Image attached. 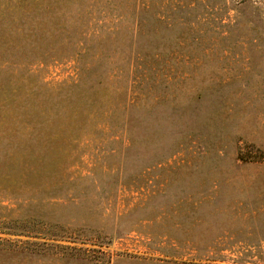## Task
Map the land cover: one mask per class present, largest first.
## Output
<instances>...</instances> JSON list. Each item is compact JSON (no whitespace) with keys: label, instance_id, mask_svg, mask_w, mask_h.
Here are the masks:
<instances>
[{"label":"rangeland","instance_id":"1","mask_svg":"<svg viewBox=\"0 0 264 264\" xmlns=\"http://www.w3.org/2000/svg\"><path fill=\"white\" fill-rule=\"evenodd\" d=\"M0 264H264V0H0Z\"/></svg>","mask_w":264,"mask_h":264},{"label":"trees","instance_id":"2","mask_svg":"<svg viewBox=\"0 0 264 264\" xmlns=\"http://www.w3.org/2000/svg\"><path fill=\"white\" fill-rule=\"evenodd\" d=\"M23 147H24V146H22V148H20L22 151H24V150H25V148L23 149Z\"/></svg>","mask_w":264,"mask_h":264}]
</instances>
